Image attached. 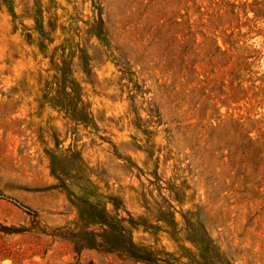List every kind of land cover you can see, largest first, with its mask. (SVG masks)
I'll return each instance as SVG.
<instances>
[{"label":"rangeland","instance_id":"1","mask_svg":"<svg viewBox=\"0 0 264 264\" xmlns=\"http://www.w3.org/2000/svg\"><path fill=\"white\" fill-rule=\"evenodd\" d=\"M0 264H264V0H0Z\"/></svg>","mask_w":264,"mask_h":264},{"label":"water","instance_id":"2","mask_svg":"<svg viewBox=\"0 0 264 264\" xmlns=\"http://www.w3.org/2000/svg\"><path fill=\"white\" fill-rule=\"evenodd\" d=\"M17 205H19V204H17ZM20 206V205H19ZM21 207V206H20ZM23 208V207H22ZM25 209V208H24Z\"/></svg>","mask_w":264,"mask_h":264}]
</instances>
